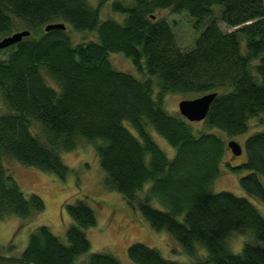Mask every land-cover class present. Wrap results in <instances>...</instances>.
Masks as SVG:
<instances>
[{"label":"trees","instance_id":"trees-1","mask_svg":"<svg viewBox=\"0 0 264 264\" xmlns=\"http://www.w3.org/2000/svg\"><path fill=\"white\" fill-rule=\"evenodd\" d=\"M106 1L0 0V39L29 31L0 48V219H28L45 209L39 195L23 193L5 159L65 178L70 168L60 153L84 141L94 149L105 187L177 240L194 264H264V216L246 197L209 191L227 152L209 130L234 137L264 113V0H114L121 21L101 19ZM159 9L187 10L208 22L182 50L167 20L155 16ZM219 21L235 28L224 32ZM57 22L66 29L44 30ZM69 28L94 32L96 39L73 43ZM110 53H122L146 76L116 69ZM209 92L217 93L202 120L209 130L164 108L168 93L195 98ZM151 130L175 149L172 158ZM244 150L245 161L227 167L246 170L241 188L264 204V130L250 134ZM63 207L73 222L66 242L39 225L20 255L0 254V264H74L88 252L84 229L96 224L95 211L82 197ZM238 230L250 240L233 252L227 238ZM127 253L134 264H183L143 242L130 244ZM81 264L120 262L94 252Z\"/></svg>","mask_w":264,"mask_h":264},{"label":"rangeland","instance_id":"rangeland-1","mask_svg":"<svg viewBox=\"0 0 264 264\" xmlns=\"http://www.w3.org/2000/svg\"><path fill=\"white\" fill-rule=\"evenodd\" d=\"M96 5L100 0H88ZM114 0H107L101 9V19L113 18L121 21L122 16L113 12L111 4ZM129 2L131 0H119ZM216 11L221 9L218 4H213ZM216 14V12H214ZM157 18H165L170 24L176 45L182 49H190L195 38L204 29L208 20L202 23L197 22L187 10L172 12L170 9L156 10ZM196 24V27L194 26ZM222 31H232L235 27H228L222 22H218ZM68 34L73 39V43L95 40V33L78 32L71 28ZM5 57V53H1ZM109 59L112 65L119 70L129 72L138 78L146 75L139 74L129 58L122 53H110ZM47 82L53 84L48 78ZM155 89L157 86H154ZM194 96V95H192ZM190 96L168 93L164 99V108L169 113L178 111V102ZM4 109L0 101V112ZM199 130H209L202 121L194 123ZM264 130V113L252 118L249 121L248 130L240 135L230 137L222 131L212 128L209 131L218 134L227 143L233 139L242 147V153L235 156L227 148L223 163L221 164L220 175L211 183L209 191H228L237 196L248 198L264 216V204L256 198L246 193L239 184V179L246 174V170L238 172L231 171L230 166H236L245 161L244 150L245 139L256 131ZM151 134L157 145L172 158L175 149L170 146L163 137L151 130ZM62 161L70 168V173L65 178L58 175L42 171L33 167H27L14 159H5L4 166L12 173L17 180L21 190L25 195L36 193L45 204V209L28 219H22L15 215H9L0 219V254L6 257H18L24 247H26L30 233L39 225H46L51 232L59 236L66 242L65 231L73 223L66 213L63 205L66 202H75L79 198H84L96 213V224L84 229L85 235L90 243L89 251L81 254L74 264L84 262L89 254L94 252L110 253L114 255L120 264H134L129 258L127 249L134 242H143L146 245L156 248L165 258L178 261L183 264H194V261L186 255L177 240L172 238L165 230L157 231L142 218L140 212L126 202L117 192L110 191L103 184L104 172L99 165V161L91 144L81 142L77 148L71 151L60 153ZM159 206L158 203H155ZM250 237L243 230L232 232L227 238V245L233 252H239L245 241ZM12 246L8 250L9 246ZM199 255H206L203 248H199Z\"/></svg>","mask_w":264,"mask_h":264},{"label":"water","instance_id":"water-1","mask_svg":"<svg viewBox=\"0 0 264 264\" xmlns=\"http://www.w3.org/2000/svg\"><path fill=\"white\" fill-rule=\"evenodd\" d=\"M52 29H66V25L63 22L49 23L44 27L45 31ZM28 30H18L0 39V48H6L12 44L17 43L23 37L28 36ZM216 92H209L200 95L195 98L182 99L178 102V112L190 122H199L206 118L211 102L216 96ZM227 148L235 156H239L242 153L241 145L231 139L227 143Z\"/></svg>","mask_w":264,"mask_h":264}]
</instances>
